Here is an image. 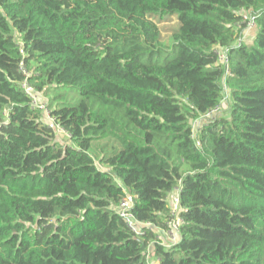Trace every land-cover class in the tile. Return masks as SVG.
<instances>
[{"label": "trees", "instance_id": "trees-1", "mask_svg": "<svg viewBox=\"0 0 264 264\" xmlns=\"http://www.w3.org/2000/svg\"><path fill=\"white\" fill-rule=\"evenodd\" d=\"M150 247L158 264H264V0H0V264H148Z\"/></svg>", "mask_w": 264, "mask_h": 264}, {"label": "built area", "instance_id": "built-area-1", "mask_svg": "<svg viewBox=\"0 0 264 264\" xmlns=\"http://www.w3.org/2000/svg\"><path fill=\"white\" fill-rule=\"evenodd\" d=\"M243 19H244V21H246L249 29H251L253 27L252 19L251 18L247 19L246 14H243ZM218 62L222 65L227 63V55L225 52L218 53ZM24 88H25V90H27V88L25 86H24ZM30 96L32 99V101H31L32 109L39 110L42 112H45V110H47L45 105H43L42 103H39L35 96L34 97L32 95H30ZM216 110H214L210 114L213 115ZM209 115H207L205 117V119L211 116V115L210 116ZM48 116H49V114H48ZM196 124L197 123L195 122L193 125H196ZM131 208H132V203H131L130 199L128 197H125L118 204L117 213L125 221L127 228L132 233H134L135 235H138V236H142V235H144L146 230H149L152 227L150 225H147V224L137 223L131 214ZM177 209H178V197H177V192H175V196L173 197V199H171V203H170V220L166 224V230L165 231L162 230L165 233V236L169 240V243L166 246V248H170L178 240V232H179L181 220H180L179 216L177 215ZM158 242H160V241H158ZM147 263H148V261H147ZM149 264H152V263H149ZM156 264H158L157 260H156Z\"/></svg>", "mask_w": 264, "mask_h": 264}, {"label": "rangeland", "instance_id": "rangeland-1", "mask_svg": "<svg viewBox=\"0 0 264 264\" xmlns=\"http://www.w3.org/2000/svg\"><path fill=\"white\" fill-rule=\"evenodd\" d=\"M157 24H158V27L161 33L162 40L164 42H168V40L170 39V37L172 36L174 31L178 27L177 20L175 18L166 19L163 22H160V23L157 22ZM246 37H247V41H249L250 37L249 36H246ZM58 93L59 92H57V94ZM54 94L55 93H53L52 96H54ZM67 94H68V97L66 99L72 104H75L81 100L80 96L74 90L67 91ZM37 98H38V101L42 103L43 105H45L47 109L45 110V112L43 113L41 112V114L42 115L48 114V108H50V105H51L50 100H49L50 97L38 96ZM43 117L46 122H48L49 121L48 119H50L49 116H48V119L44 115ZM207 119H209V117L204 120H207ZM54 131H55L56 140H60L61 142H65L67 140L64 132H62L61 130L57 128L56 129L54 128ZM118 149H120V146L117 144V142L111 139H108V140L95 143L92 147L91 155L97 161L102 156L108 155L113 150H118Z\"/></svg>", "mask_w": 264, "mask_h": 264}, {"label": "crops", "instance_id": "crops-1", "mask_svg": "<svg viewBox=\"0 0 264 264\" xmlns=\"http://www.w3.org/2000/svg\"><path fill=\"white\" fill-rule=\"evenodd\" d=\"M248 33H249V31L246 33V36H249ZM250 40H251V38L249 39V42H250ZM171 199H173V196L170 195L168 201H171ZM154 232L156 233V240L160 241L162 243V246L166 247L169 243V240L165 236V233L162 230H158L155 228H154ZM147 261H148V264L149 263L156 264V259L153 257V250L151 247L148 248V250H147Z\"/></svg>", "mask_w": 264, "mask_h": 264}]
</instances>
